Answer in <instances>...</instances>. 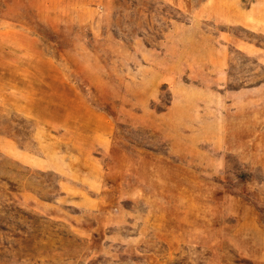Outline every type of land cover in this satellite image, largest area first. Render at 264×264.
<instances>
[{
  "label": "rangeland",
  "instance_id": "1",
  "mask_svg": "<svg viewBox=\"0 0 264 264\" xmlns=\"http://www.w3.org/2000/svg\"><path fill=\"white\" fill-rule=\"evenodd\" d=\"M0 264H264V0H0Z\"/></svg>",
  "mask_w": 264,
  "mask_h": 264
}]
</instances>
